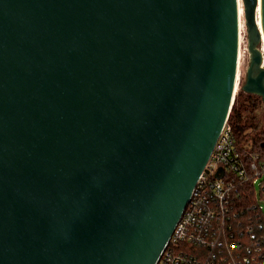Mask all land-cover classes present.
Returning a JSON list of instances; mask_svg holds the SVG:
<instances>
[{
    "label": "water",
    "instance_id": "obj_1",
    "mask_svg": "<svg viewBox=\"0 0 264 264\" xmlns=\"http://www.w3.org/2000/svg\"><path fill=\"white\" fill-rule=\"evenodd\" d=\"M242 9L264 114V0ZM239 12L0 0V264H157L238 90Z\"/></svg>",
    "mask_w": 264,
    "mask_h": 264
},
{
    "label": "built area",
    "instance_id": "obj_2",
    "mask_svg": "<svg viewBox=\"0 0 264 264\" xmlns=\"http://www.w3.org/2000/svg\"><path fill=\"white\" fill-rule=\"evenodd\" d=\"M228 119L157 264H264V158L239 148Z\"/></svg>",
    "mask_w": 264,
    "mask_h": 264
},
{
    "label": "trees",
    "instance_id": "obj_3",
    "mask_svg": "<svg viewBox=\"0 0 264 264\" xmlns=\"http://www.w3.org/2000/svg\"><path fill=\"white\" fill-rule=\"evenodd\" d=\"M233 104L229 111V124L233 130L236 144L241 150L248 148L249 137L251 138V146L248 148L251 152H257L264 158V122H263V105L258 95L246 93L240 87L234 95ZM262 107V109H261ZM247 127L252 129L247 131ZM189 248L198 251L191 245H181V248Z\"/></svg>",
    "mask_w": 264,
    "mask_h": 264
},
{
    "label": "rangeland",
    "instance_id": "obj_4",
    "mask_svg": "<svg viewBox=\"0 0 264 264\" xmlns=\"http://www.w3.org/2000/svg\"><path fill=\"white\" fill-rule=\"evenodd\" d=\"M240 4H241V8H242V0L240 1ZM241 32H240V39H241V49L243 50V48L246 46L247 47V42H246V27H245V18H244V13H243V9H241V28H240ZM240 62H239V65H238V71H239V74H238V79H237V86H238V89H240V83L243 79V76H244V73H245V67L247 65V60H248V56H247V52L244 54H242L240 56ZM263 105V104H262ZM263 107V106H262ZM261 107V109H262ZM262 114H263V110H262ZM263 118V122H264V114L262 116ZM247 131H251V135H254V132H252V129H250L249 127L246 128ZM251 138L252 137H249V144H248V148H250L251 144ZM256 190L257 192L259 193V190L261 187H259V184L257 182L256 184ZM263 196H264V192H263ZM264 205V203H263Z\"/></svg>",
    "mask_w": 264,
    "mask_h": 264
},
{
    "label": "bare ground",
    "instance_id": "obj_5",
    "mask_svg": "<svg viewBox=\"0 0 264 264\" xmlns=\"http://www.w3.org/2000/svg\"><path fill=\"white\" fill-rule=\"evenodd\" d=\"M240 1H241V0H240ZM241 9H242V8H241V4H240V12H239V13H240V23H239V27H240V28H241ZM240 41H241V40H240ZM240 54H241V52H240ZM239 56H240V55H239ZM239 62H240V61H239Z\"/></svg>",
    "mask_w": 264,
    "mask_h": 264
}]
</instances>
